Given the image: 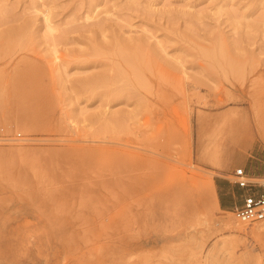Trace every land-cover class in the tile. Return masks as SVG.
I'll list each match as a JSON object with an SVG mask.
<instances>
[{"label":"rangeland","instance_id":"1","mask_svg":"<svg viewBox=\"0 0 264 264\" xmlns=\"http://www.w3.org/2000/svg\"><path fill=\"white\" fill-rule=\"evenodd\" d=\"M0 128V264H264V0H0Z\"/></svg>","mask_w":264,"mask_h":264},{"label":"built area","instance_id":"2","mask_svg":"<svg viewBox=\"0 0 264 264\" xmlns=\"http://www.w3.org/2000/svg\"><path fill=\"white\" fill-rule=\"evenodd\" d=\"M6 139L0 128V141ZM233 175V182L244 191L233 208L235 218L243 224L264 222V170L261 174H251L244 167H237Z\"/></svg>","mask_w":264,"mask_h":264},{"label":"crops","instance_id":"3","mask_svg":"<svg viewBox=\"0 0 264 264\" xmlns=\"http://www.w3.org/2000/svg\"><path fill=\"white\" fill-rule=\"evenodd\" d=\"M255 174H261V172H255ZM219 188H220V185H219ZM221 189V188H220ZM240 192V191H239ZM244 194V191L240 193V198H239V201L241 200L242 196ZM219 201L220 203H222L223 205H225L226 207H231V199H230V196L229 195H226L224 192H221L220 196H219ZM237 202V203H238Z\"/></svg>","mask_w":264,"mask_h":264}]
</instances>
